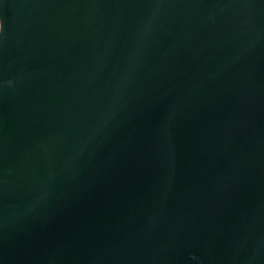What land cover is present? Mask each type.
<instances>
[{
	"label": "water",
	"instance_id": "1",
	"mask_svg": "<svg viewBox=\"0 0 264 264\" xmlns=\"http://www.w3.org/2000/svg\"><path fill=\"white\" fill-rule=\"evenodd\" d=\"M0 264H264V0H0Z\"/></svg>",
	"mask_w": 264,
	"mask_h": 264
}]
</instances>
